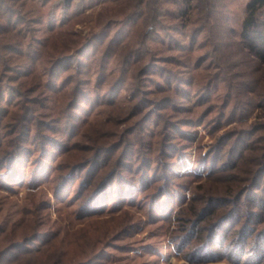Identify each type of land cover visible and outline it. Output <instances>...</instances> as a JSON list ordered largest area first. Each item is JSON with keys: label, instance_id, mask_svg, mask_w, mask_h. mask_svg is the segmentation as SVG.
Returning a JSON list of instances; mask_svg holds the SVG:
<instances>
[{"label": "rangeland", "instance_id": "rangeland-1", "mask_svg": "<svg viewBox=\"0 0 264 264\" xmlns=\"http://www.w3.org/2000/svg\"><path fill=\"white\" fill-rule=\"evenodd\" d=\"M247 1L159 0L161 13L154 19L149 0L12 1L20 18L0 34L20 41L23 51L0 56V224L14 239L27 241L16 252L27 248L56 264H233L207 253L198 261L185 257L178 246L184 233L179 218L209 197L204 167L196 162L221 133L242 121L235 115L228 119L239 99L246 105L264 85L261 63L238 35ZM102 33L89 46L90 38ZM113 35L118 39L102 67ZM30 45L36 56L28 53ZM62 58L69 60L49 87V70ZM8 61L24 68L16 80L2 70ZM102 71L107 77L99 85ZM122 75L119 84L115 80ZM78 78L88 79L91 91L97 88L105 100L76 108L71 95ZM25 105L29 121L23 119ZM263 113L254 107L241 123L260 121ZM37 119L43 121L39 126ZM24 120L36 140L46 133L63 137L64 144L42 150L31 136L22 140ZM46 121L59 129L51 131ZM64 122L73 125V133ZM118 137L123 139L117 142ZM104 140L119 144L94 172V183L117 171L123 188L104 189L82 208L92 190L83 178L85 168L68 179L59 176ZM21 141V156L7 171L1 157ZM142 158L149 176L162 173L163 160L174 165L168 177H148L142 184L143 168L137 166ZM221 205L212 219L223 212L226 203ZM84 250L92 254L82 258Z\"/></svg>", "mask_w": 264, "mask_h": 264}, {"label": "trees", "instance_id": "trees-1", "mask_svg": "<svg viewBox=\"0 0 264 264\" xmlns=\"http://www.w3.org/2000/svg\"><path fill=\"white\" fill-rule=\"evenodd\" d=\"M12 1L0 0V32H5L10 27L15 26L20 18L18 14L19 9ZM158 1L149 0V4H147V7L152 11L153 19L161 13ZM70 2L71 0H64V5H68ZM104 34H99L94 39L91 37L88 41L89 46L96 43L98 39L103 38L102 36ZM238 35L247 52L261 63L264 73V0L247 1ZM5 37L0 34V56H3L2 54L4 52L11 54L16 50L23 51L20 48V41H9ZM116 39H118L117 35H113L107 44V49H104L103 59L100 60L102 67L105 66L107 58L111 54V43ZM31 47L30 45L27 50L28 53L31 56H36L37 51ZM8 57L9 55L3 57V60L5 61ZM67 60L69 58L54 61V64L49 70L50 81L47 82L49 87L55 84L54 78L57 74V68L64 65ZM19 66L20 63L8 61L3 64L2 68L4 69L2 70H4L3 72L8 78L16 80L20 76L18 73L24 70L23 67L20 68ZM106 77L107 75L103 71L98 74V84ZM122 80L123 75L120 78L116 77L115 81L120 84V82H123ZM73 86L71 102H74L76 108L83 101H86L88 104H94L100 100H105L104 94H100L97 88V90L94 89L95 92L91 91V88L88 87V79L78 78L75 80ZM113 86H110L111 89ZM111 94L113 93H110V96ZM240 100L231 109L230 114L232 115L228 117L229 120L232 119L233 115L241 118L242 121L246 120L253 112L254 107L261 108L262 112H264V85L260 84L254 94V98L247 100L246 105ZM29 110V106L25 105L24 111L26 113L23 114V119L28 120ZM25 122L24 120V123L19 124L21 128H25L19 131L23 133L21 136L22 140L28 137L30 138L31 136V138L35 139V142H41L42 150H46L48 146L56 149L64 144L63 137L46 133H41L43 139L36 140V134L30 135V127L26 126ZM35 122L36 126H39L40 124L38 123L40 122L43 123V121H39L38 119ZM241 122L233 125L224 133H221L212 144V150L207 155L201 156L196 162L198 165L204 167L206 179H208L205 189L209 197L206 203L200 208L193 209L188 213L189 215L179 218V226L181 227L182 233H184L178 237L180 240L178 246L186 250L184 256L192 261L201 260L199 256L207 253L209 256H213L212 258L226 257L233 264H264V119L253 121L250 124H243ZM44 123H46L51 131L59 129L57 126L52 127L48 121ZM64 124L66 131H69V134L73 133V125L66 124V122ZM122 139L118 137L116 141L118 142ZM116 141L104 140L94 143L93 152L88 155H82L81 159H78L70 165L66 172L60 174L59 179H68L76 174L78 169L85 168L86 176H83V178H87V184H90L92 190L88 191L84 197L81 203L82 208H87L91 201L104 189H109L113 185H116L119 189L123 188L121 180L116 178L119 177L117 171L107 172L108 174H105L106 177L103 181L94 183L98 177L96 176L94 178V172L98 170L108 158L109 153L119 144L113 143ZM22 147H25L23 141L19 142L15 148L7 151L1 157L4 162H7V171L14 170L15 164L19 160L17 157L21 156L20 153L24 149ZM137 151L138 149H135L136 153ZM122 155L124 156V152H122ZM141 161H143V158L137 163V166L141 167H139L140 170L143 168L140 165ZM161 165L164 168L162 173L159 170L156 172L152 171V175L150 176L146 168H143L140 175V183L145 184V179L148 177L158 179L160 176H167L171 172V167L174 164L171 161L163 160ZM140 170L138 171L140 172ZM1 174L7 176L4 170L1 171ZM125 181L126 185H132L133 181L131 178L128 177ZM162 193L167 195L169 191L163 189ZM225 203L226 207H223V212L212 219L211 215L219 212L218 208H221V204ZM206 220L208 222H205ZM230 221L232 222L231 226L220 229V227L225 226ZM13 233L11 229H7L0 224V264H56L53 262L54 258H43L40 253H33L27 248L26 253L20 254L16 252L15 248L27 247L25 245L27 241L14 239L12 237ZM35 235L41 237L43 234L35 233ZM89 254H92V251L84 250V254L81 257L83 258Z\"/></svg>", "mask_w": 264, "mask_h": 264}]
</instances>
